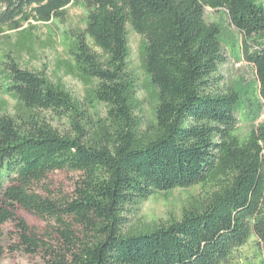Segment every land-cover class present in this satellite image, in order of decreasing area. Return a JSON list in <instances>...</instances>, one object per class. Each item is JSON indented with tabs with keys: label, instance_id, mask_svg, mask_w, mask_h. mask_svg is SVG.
Segmentation results:
<instances>
[{
	"label": "trees",
	"instance_id": "16d2710c",
	"mask_svg": "<svg viewBox=\"0 0 264 264\" xmlns=\"http://www.w3.org/2000/svg\"><path fill=\"white\" fill-rule=\"evenodd\" d=\"M70 5L87 11L86 28L66 34L70 72L90 86L84 100L61 79L2 62L15 108L0 114V225L15 222L22 250L45 264H264V122L255 124L264 112V0H0V35L18 31L26 44L32 22L63 23ZM206 8L224 9L243 34L251 89L222 85L224 28L206 21ZM128 26L144 40L155 89L146 125ZM244 110L252 125L242 136ZM56 171L78 173L73 191L39 194L35 185ZM196 186L178 217L132 222L153 195ZM18 207L46 229L31 228Z\"/></svg>",
	"mask_w": 264,
	"mask_h": 264
},
{
	"label": "rangeland",
	"instance_id": "374dc122",
	"mask_svg": "<svg viewBox=\"0 0 264 264\" xmlns=\"http://www.w3.org/2000/svg\"><path fill=\"white\" fill-rule=\"evenodd\" d=\"M86 10L81 6L70 5L67 7L66 19L62 23L54 21L49 23L32 22L30 31L25 39L18 31H6L0 35V69L3 68V61L14 59L21 67L32 71H43L52 79H61L67 88L77 98L84 100L88 95L89 84L70 72L69 65L72 64L68 52V41L66 34L68 31L76 34L86 28ZM205 19L208 23L216 22L224 28V50L227 62L220 68L223 76L222 85L224 88L234 87L240 84L251 89L255 85L256 72L252 64L243 58L242 40L243 34L231 25L229 16L224 9L213 10L206 8ZM30 26V25H29ZM25 24L22 29H29ZM128 40L130 45L129 67L139 78V97L142 105L138 114L142 117L144 125L154 118L155 89L149 83L148 75L143 63V38L128 26ZM8 56V58H6ZM2 65V66H1ZM2 76L0 73V114H13L15 101L6 95L2 88ZM102 108V107H100ZM244 111H239V133L246 135L251 129V122ZM46 120L60 130L67 129V120L58 118L53 113L46 114ZM264 122V112L255 122ZM78 173L70 171H56L35 185L36 191L44 196L60 197L70 194L73 191ZM201 187H191L187 189H175L170 192H161L139 205V210L131 215L133 223H151L168 221L178 217L191 195L201 193ZM17 215L23 218L31 228L42 233L47 226V222L18 207ZM252 243L245 251L252 254ZM0 264H45L38 254H27L20 247L16 223L10 221L0 225Z\"/></svg>",
	"mask_w": 264,
	"mask_h": 264
}]
</instances>
